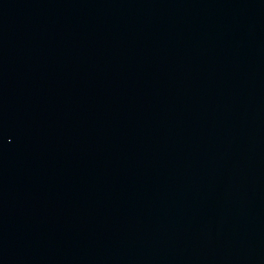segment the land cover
I'll return each instance as SVG.
<instances>
[{"label":"water","instance_id":"95a60500","mask_svg":"<svg viewBox=\"0 0 264 264\" xmlns=\"http://www.w3.org/2000/svg\"><path fill=\"white\" fill-rule=\"evenodd\" d=\"M0 264H264V0H0Z\"/></svg>","mask_w":264,"mask_h":264}]
</instances>
